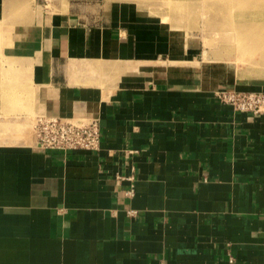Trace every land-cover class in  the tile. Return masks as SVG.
I'll list each match as a JSON object with an SVG mask.
<instances>
[{"label": "crops", "instance_id": "crops-1", "mask_svg": "<svg viewBox=\"0 0 264 264\" xmlns=\"http://www.w3.org/2000/svg\"><path fill=\"white\" fill-rule=\"evenodd\" d=\"M132 13L0 0V264H264V112L216 96L264 83ZM39 115L100 149L38 147Z\"/></svg>", "mask_w": 264, "mask_h": 264}, {"label": "rangeland", "instance_id": "rangeland-1", "mask_svg": "<svg viewBox=\"0 0 264 264\" xmlns=\"http://www.w3.org/2000/svg\"><path fill=\"white\" fill-rule=\"evenodd\" d=\"M104 1L127 6L136 18L164 27L169 34H172V39L175 40L174 45L180 50L195 52L201 62L228 67L238 83L245 85L264 83V56L261 58V53L256 48L257 43L259 45L264 42V38L261 37V34L264 35V0H244L247 4H243L245 5L243 7L234 5L219 9L213 5L218 2L212 0L211 2L207 0ZM39 2L42 3L45 0H39ZM249 5L254 11L248 8ZM240 8L241 11L244 9V14L247 13L244 18ZM51 10L54 9L51 8ZM153 17L158 20H151L150 18ZM235 17L237 21L234 20ZM245 18L248 22L244 21ZM256 25L262 32L256 31ZM248 27L251 29L247 30ZM245 38L248 44L244 42Z\"/></svg>", "mask_w": 264, "mask_h": 264}, {"label": "built area", "instance_id": "built-area-1", "mask_svg": "<svg viewBox=\"0 0 264 264\" xmlns=\"http://www.w3.org/2000/svg\"><path fill=\"white\" fill-rule=\"evenodd\" d=\"M217 98L235 110L259 115L264 112V91L221 89ZM37 146L63 152L78 149L97 151L102 142L98 120L74 122L61 117L39 115L35 123Z\"/></svg>", "mask_w": 264, "mask_h": 264}, {"label": "bare ground", "instance_id": "bare-ground-1", "mask_svg": "<svg viewBox=\"0 0 264 264\" xmlns=\"http://www.w3.org/2000/svg\"><path fill=\"white\" fill-rule=\"evenodd\" d=\"M204 1V0H203ZM208 2H211L210 0H207ZM206 1V2H207ZM213 2H218V4H215V3H213V5H215L216 7H217V9H219V8H221V7H224V6H231V7H233L234 5H236V6H238V7H243V6H245L247 3L246 2H244V0H212ZM246 1H248V0H246ZM201 3V2H200ZM243 4H245V5H243ZM251 4H253V3H251ZM250 4V5H251ZM248 6V8H252L251 6ZM254 8V7H253ZM239 9V8H238ZM244 9H245V7H244ZM244 9H242V11H241V8H240V13L243 15V17L242 18H244V16H246L245 14H247V13H245L244 14V12H243V10ZM249 9V10H250ZM247 10V9H246ZM252 10V9H251ZM252 11H254V10H252ZM249 12V11H248ZM252 13V12H251ZM254 14V13H253ZM227 15H229V14H227ZM242 15H240L239 14V16H242ZM248 16V15H247ZM251 16V15H250ZM240 19H241V17H239ZM239 18H237L238 20H239ZM252 18V17H251ZM228 19V18H227ZM246 20H244V21H246V22H248V19L247 18H245ZM254 19V18H253ZM225 20V19H224ZM229 20V19H228ZM227 20V21H228ZM230 20H232V18L230 19ZM235 21H237L236 20V17H235V19H234ZM243 20V19H242ZM243 21V22H244ZM259 21V20H258ZM246 22H244V23H246ZM239 23V22H238ZM240 24H242V23H240ZM253 24V23H252ZM243 25V24H242ZM241 25V26H242ZM248 26V25H247ZM254 26V25H253ZM257 26V25H256ZM255 26V28H256V31H259L260 29H259V26H257L256 27ZM245 27H246V25H245ZM251 29V27H248L247 28V30L248 29ZM262 29V28H261ZM240 30V29H239ZM241 31V30H240ZM237 32V31H236ZM253 32V31H252ZM260 32H262L261 30H260ZM257 33H259V32H257ZM240 34V33H239ZM255 34V33H254ZM249 35V34H248ZM262 36L261 37H263L264 38V35L263 34H261ZM235 36H236V34H235ZM234 36V37H235ZM248 36H246V38H247ZM246 38H245V40H246ZM249 38V37H248ZM251 38V37H250ZM244 40V39H243ZM249 40V39H248ZM250 40H252V39H250ZM245 43H247L248 44V41L246 40V41H244ZM257 42V41H256ZM250 43H251V41H250ZM246 47H248V45H246ZM250 48H251V46H250ZM256 48L257 49H259V51H260V53H261V58L264 56V42L262 43H260L259 45H258V43H257V45H256ZM256 48H255V50H256Z\"/></svg>", "mask_w": 264, "mask_h": 264}]
</instances>
